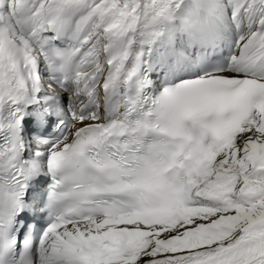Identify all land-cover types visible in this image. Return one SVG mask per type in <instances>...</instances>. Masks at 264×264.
Instances as JSON below:
<instances>
[{
	"label": "snow or ice",
	"instance_id": "1",
	"mask_svg": "<svg viewBox=\"0 0 264 264\" xmlns=\"http://www.w3.org/2000/svg\"><path fill=\"white\" fill-rule=\"evenodd\" d=\"M0 264H264V0H0Z\"/></svg>",
	"mask_w": 264,
	"mask_h": 264
}]
</instances>
